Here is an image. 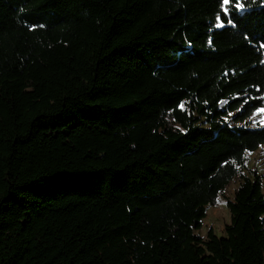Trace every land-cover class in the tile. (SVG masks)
I'll use <instances>...</instances> for the list:
<instances>
[{
  "label": "trees",
  "instance_id": "1",
  "mask_svg": "<svg viewBox=\"0 0 264 264\" xmlns=\"http://www.w3.org/2000/svg\"><path fill=\"white\" fill-rule=\"evenodd\" d=\"M243 3L219 28L218 0H0V264H264ZM235 179L224 235H195Z\"/></svg>",
  "mask_w": 264,
  "mask_h": 264
},
{
  "label": "rangeland",
  "instance_id": "2",
  "mask_svg": "<svg viewBox=\"0 0 264 264\" xmlns=\"http://www.w3.org/2000/svg\"><path fill=\"white\" fill-rule=\"evenodd\" d=\"M250 117H254L255 121L264 124V113L255 114L254 112ZM246 124L250 127H261L259 124H256L249 119L246 121ZM247 168L256 170V172L261 175L262 183L264 185V144L248 154ZM237 184L238 181L236 179L233 180L224 190L223 194L218 196L216 204L206 207L202 226L201 228L194 230L195 235L203 238L209 229H212L217 236L224 235L225 226L230 222L226 199L232 198L233 191L237 187Z\"/></svg>",
  "mask_w": 264,
  "mask_h": 264
},
{
  "label": "snow or ice",
  "instance_id": "3",
  "mask_svg": "<svg viewBox=\"0 0 264 264\" xmlns=\"http://www.w3.org/2000/svg\"><path fill=\"white\" fill-rule=\"evenodd\" d=\"M262 3H264V0H261ZM219 3V14L216 16V20L219 22L217 24V27L224 28L225 25L223 23V20H227V24L231 26H235V22L233 19H231V15L233 11L235 10H243L245 8V5L243 3V0H238V2H234V0H218ZM36 26L33 25V28ZM179 109H184V104L181 102L178 104ZM264 113V107H257L255 108V114H261ZM249 120L253 121L256 124H259V126L264 127V124H260L259 121H255L254 117H249ZM226 163V162H225Z\"/></svg>",
  "mask_w": 264,
  "mask_h": 264
}]
</instances>
